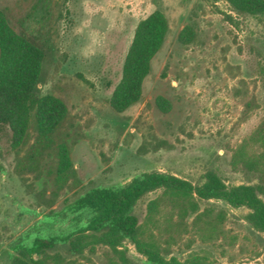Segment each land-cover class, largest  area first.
I'll use <instances>...</instances> for the list:
<instances>
[{
	"label": "rangeland",
	"instance_id": "obj_1",
	"mask_svg": "<svg viewBox=\"0 0 264 264\" xmlns=\"http://www.w3.org/2000/svg\"><path fill=\"white\" fill-rule=\"evenodd\" d=\"M0 10L45 52L36 95L56 96L69 110L49 147L38 144L35 122L17 150L10 135L0 139V264L12 263L22 239L32 244L41 235L89 230L93 209L70 207L92 190L119 189L146 173L196 189L215 173L228 187L256 186L264 201V178L233 164L235 150L264 121V12L240 15L228 0H0ZM157 10L167 16L169 33L142 99L117 113L109 99L136 27ZM185 27L194 32L187 45L179 42ZM159 96L170 112L157 107ZM62 145L70 168L61 176ZM29 158L31 165L20 168ZM157 194L137 202L141 220ZM201 208L226 214L222 235L206 242L189 225L167 245L164 234V262L129 240L117 250L99 246L72 257L62 245L52 253L72 264H264V233L247 221V207L204 200Z\"/></svg>",
	"mask_w": 264,
	"mask_h": 264
},
{
	"label": "trees",
	"instance_id": "obj_2",
	"mask_svg": "<svg viewBox=\"0 0 264 264\" xmlns=\"http://www.w3.org/2000/svg\"><path fill=\"white\" fill-rule=\"evenodd\" d=\"M237 6L241 15L264 12V0H228ZM170 30V23L162 11H155L136 27L133 40L126 54L121 79L109 99L111 108L123 113L140 102L143 86L152 68V62L161 51ZM194 39L191 28L185 27L179 42L187 45ZM44 50L18 33L0 10V139L10 135L12 148L25 144L35 122L38 144L49 147L55 132L68 116L69 110L60 98L53 95L39 97L36 89L40 82ZM157 107L164 113L171 111V103L163 96L156 99ZM254 149L261 150L256 152ZM59 175L70 168L69 152L65 145L59 149ZM33 161L20 163V168ZM233 164L264 178V121L256 131L234 152ZM158 192L147 204L141 220L135 206L148 194ZM204 200L224 201L231 206L247 207L249 224L264 233V201L256 186H226L215 173L207 176L205 184L196 189L188 181L162 173H146L119 189L92 190L70 208L88 204L94 211L89 230L68 236H38L32 244L27 239L18 242L11 264H72L60 252L52 253L59 246H67L74 257L86 249L99 246L117 247L125 240L131 241L139 252L156 261L161 258L159 240L168 234L166 244L175 240L189 225L197 230L202 240L218 239L226 214L213 208L202 210ZM192 222L189 223V219ZM38 255V259L35 258Z\"/></svg>",
	"mask_w": 264,
	"mask_h": 264
}]
</instances>
